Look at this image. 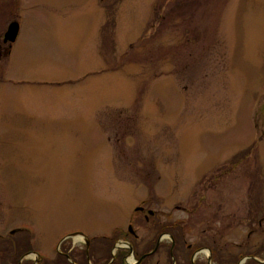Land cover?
I'll use <instances>...</instances> for the list:
<instances>
[{
    "label": "rangeland",
    "instance_id": "374dc122",
    "mask_svg": "<svg viewBox=\"0 0 264 264\" xmlns=\"http://www.w3.org/2000/svg\"><path fill=\"white\" fill-rule=\"evenodd\" d=\"M10 22L0 264L25 236L30 264L129 224L145 242L137 207L181 219L185 264H264V0H0Z\"/></svg>",
    "mask_w": 264,
    "mask_h": 264
},
{
    "label": "flooded vegetation",
    "instance_id": "af4514ba",
    "mask_svg": "<svg viewBox=\"0 0 264 264\" xmlns=\"http://www.w3.org/2000/svg\"><path fill=\"white\" fill-rule=\"evenodd\" d=\"M4 33H2L0 40V55L4 49H6L8 53L13 43L4 40ZM134 210L143 217L146 223H148L149 237L147 241L139 242L140 237L138 232L133 229L132 224L127 226L126 231H115L109 240L99 238L90 241L87 239L83 243L76 245L74 240L67 238L62 242L60 241V244L58 243V251L50 259V264H121L115 258L117 254H121L122 252V264H152V262H154V264H161L163 261L167 264H169V261H171L172 264H185L183 263L184 261L182 262L181 260V258L185 256V254L181 255V245L185 243L184 239L181 241V219L177 222L170 223L168 215L164 213L159 216L160 214L157 211L145 209L143 207H137ZM262 217L263 216L259 219L261 220ZM255 221L258 228L261 227L258 223V219ZM77 233L79 234L80 232ZM4 236L5 235H0V239L4 241L3 243L9 242L8 237ZM166 239H169V241H165ZM120 240H123V242ZM189 248L190 246L187 247V249ZM115 250L116 253L114 254ZM199 250L201 249L195 248L192 254L197 253ZM111 252L112 254L109 259H107V254ZM27 254H29V252L22 254L19 259V264L25 262L23 258ZM263 254L264 244L253 253V256H251L249 260L261 258ZM236 258L237 257L231 260V262L238 264L241 260L240 257ZM154 259L156 260L153 261ZM207 259L210 260V256H208ZM133 261L135 263H133ZM39 263L42 264L45 262H40L39 260ZM262 263H264V259ZM191 264H193V262H191Z\"/></svg>",
    "mask_w": 264,
    "mask_h": 264
},
{
    "label": "trees",
    "instance_id": "16d2710c",
    "mask_svg": "<svg viewBox=\"0 0 264 264\" xmlns=\"http://www.w3.org/2000/svg\"><path fill=\"white\" fill-rule=\"evenodd\" d=\"M25 243L20 244L19 247L13 245L12 249L7 253V256L11 259L13 264H19V259L22 256V254L25 253H30L31 251V240L28 236H25ZM7 247V246H6ZM122 254H117L116 258L121 264L123 263V258H122ZM109 254H107L106 258L108 259ZM23 264H30L29 261L28 262H24Z\"/></svg>",
    "mask_w": 264,
    "mask_h": 264
},
{
    "label": "water",
    "instance_id": "95a60500",
    "mask_svg": "<svg viewBox=\"0 0 264 264\" xmlns=\"http://www.w3.org/2000/svg\"><path fill=\"white\" fill-rule=\"evenodd\" d=\"M17 34H18V25L16 22H12L8 26V28L4 34V40L12 43L15 41ZM13 233H14V231L11 232V234H13Z\"/></svg>",
    "mask_w": 264,
    "mask_h": 264
},
{
    "label": "bare ground",
    "instance_id": "6f19581e",
    "mask_svg": "<svg viewBox=\"0 0 264 264\" xmlns=\"http://www.w3.org/2000/svg\"><path fill=\"white\" fill-rule=\"evenodd\" d=\"M74 239H75V241L77 240V241H80V240H82V238L81 237H79V236H74ZM206 252V251H205Z\"/></svg>",
    "mask_w": 264,
    "mask_h": 264
}]
</instances>
